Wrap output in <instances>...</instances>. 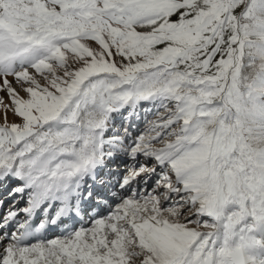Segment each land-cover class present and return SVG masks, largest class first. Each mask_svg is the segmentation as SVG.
<instances>
[{"label":"snow or ice","instance_id":"obj_1","mask_svg":"<svg viewBox=\"0 0 264 264\" xmlns=\"http://www.w3.org/2000/svg\"><path fill=\"white\" fill-rule=\"evenodd\" d=\"M0 93V264H264V0H0Z\"/></svg>","mask_w":264,"mask_h":264},{"label":"rangeland","instance_id":"obj_2","mask_svg":"<svg viewBox=\"0 0 264 264\" xmlns=\"http://www.w3.org/2000/svg\"><path fill=\"white\" fill-rule=\"evenodd\" d=\"M0 95H3V93H0ZM9 121H12L14 119V117H12L11 114H9ZM152 117H149V119H151ZM117 123L119 124L120 122L117 121ZM134 124H135V129L133 130V135H136L144 126V121H143V113L141 114V117L139 120H134ZM25 205V202L23 203ZM8 205L5 204V208H7Z\"/></svg>","mask_w":264,"mask_h":264},{"label":"bare ground","instance_id":"obj_3","mask_svg":"<svg viewBox=\"0 0 264 264\" xmlns=\"http://www.w3.org/2000/svg\"><path fill=\"white\" fill-rule=\"evenodd\" d=\"M0 194H1V192H0ZM26 199V198H25ZM24 203V201H22L19 205H18V207H24L25 205L23 204Z\"/></svg>","mask_w":264,"mask_h":264}]
</instances>
